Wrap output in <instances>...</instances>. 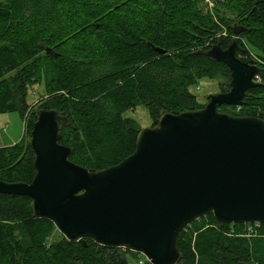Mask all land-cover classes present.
Masks as SVG:
<instances>
[{
    "label": "trees",
    "instance_id": "trees-1",
    "mask_svg": "<svg viewBox=\"0 0 264 264\" xmlns=\"http://www.w3.org/2000/svg\"><path fill=\"white\" fill-rule=\"evenodd\" d=\"M234 26L248 29L245 43L263 63L261 86L247 104L220 112L264 121V0H0V114L23 118L33 86L47 95L20 141L0 147V181L33 179L23 138L38 110L68 117L59 143L71 149V162L97 171L117 165L135 151L140 130L127 111L144 106L155 127L165 113L204 107L192 92L202 79L222 77L226 92L229 70L198 52ZM250 226L203 216L179 233L178 264H264V224ZM54 233L28 198L0 194V264H128V255L138 256L91 239L51 242Z\"/></svg>",
    "mask_w": 264,
    "mask_h": 264
},
{
    "label": "water",
    "instance_id": "water-1",
    "mask_svg": "<svg viewBox=\"0 0 264 264\" xmlns=\"http://www.w3.org/2000/svg\"><path fill=\"white\" fill-rule=\"evenodd\" d=\"M238 35L226 50L219 37L198 52L226 66L228 92L208 96L199 110L163 114L139 130L135 151L117 165L97 171L71 162V149L59 143L68 117L38 110L30 133L35 175L30 183L0 181V194L28 198L33 215L69 242L91 239L150 264H178L179 233L203 216L264 224V121L218 111L242 106L246 92L261 86L256 62L236 56Z\"/></svg>",
    "mask_w": 264,
    "mask_h": 264
},
{
    "label": "rangeland",
    "instance_id": "rangeland-1",
    "mask_svg": "<svg viewBox=\"0 0 264 264\" xmlns=\"http://www.w3.org/2000/svg\"><path fill=\"white\" fill-rule=\"evenodd\" d=\"M250 53L253 56V59L257 60L259 65L263 64L262 61H260L261 59L259 60L257 58L255 52L250 50ZM257 81H260V79ZM223 83H225V80L222 77L202 79L197 83L192 92L196 95L201 104H206L208 96L218 94ZM46 96L41 85L33 86L28 91L27 102L29 108L23 118L15 112L0 114V147L11 146L20 141L23 136L25 120L27 122L32 110H34L39 102ZM124 117L135 120L138 123L140 130L151 127L153 123V120L150 118V115L144 106L127 111L124 114ZM23 139L25 140V143L30 144V136L27 133H24ZM61 237L62 234L57 231V233L53 234L52 240L50 241L53 242L54 240H59ZM143 257L145 258V256ZM127 261L128 264H138L136 257H132L131 255L127 256Z\"/></svg>",
    "mask_w": 264,
    "mask_h": 264
},
{
    "label": "flooded vegetation",
    "instance_id": "flooded-vegetation-1",
    "mask_svg": "<svg viewBox=\"0 0 264 264\" xmlns=\"http://www.w3.org/2000/svg\"><path fill=\"white\" fill-rule=\"evenodd\" d=\"M237 31L239 32V35L237 36V39H238V44L240 45V51L237 52L236 56L242 61V62H248L250 60H254L257 64V66L260 68V72L263 70V68L258 64L257 60L253 59V56L251 55L250 53V48L249 46L245 43V40H244V36L248 33V29L244 26H240V28H237L236 26L234 27H231V34H229L228 32H226L225 34H222L221 36H218L217 39L219 37H221V47L223 50H226L228 48V46L231 44L232 40L234 39V32ZM217 42V40H216ZM215 43H212L211 47L216 44ZM241 44L243 45V47L241 46ZM210 47V48H211ZM209 48V49H210ZM208 49V50H209ZM258 75V74H257ZM230 82V81H229ZM255 82L257 83H260L261 84V81H257L255 80ZM229 85V84H228ZM254 89V88H253ZM253 89H250L246 92V96L245 98L243 99V102L247 104V101L252 97V94H251V90ZM229 90V87L228 89L226 90V92H228ZM226 92H219V93H226ZM223 108H227V106H222V107H219L218 110L219 111H222L224 110Z\"/></svg>",
    "mask_w": 264,
    "mask_h": 264
},
{
    "label": "built area",
    "instance_id": "built-area-1",
    "mask_svg": "<svg viewBox=\"0 0 264 264\" xmlns=\"http://www.w3.org/2000/svg\"><path fill=\"white\" fill-rule=\"evenodd\" d=\"M255 80H259L258 79V76H256L255 77ZM236 108H238L239 109V107H236ZM24 124H25V122H24ZM252 225H254V226H250L249 228H248V230H249V232H252V229H254V227L255 228H257L258 226H259V223H254V224H252ZM138 256L136 257V259H137V263L138 264H150L149 263V261H148V259L145 257V258H143V255L142 254H138V253H136Z\"/></svg>",
    "mask_w": 264,
    "mask_h": 264
},
{
    "label": "bare ground",
    "instance_id": "bare-ground-1",
    "mask_svg": "<svg viewBox=\"0 0 264 264\" xmlns=\"http://www.w3.org/2000/svg\"><path fill=\"white\" fill-rule=\"evenodd\" d=\"M63 236V235H62ZM144 258V257H143Z\"/></svg>",
    "mask_w": 264,
    "mask_h": 264
}]
</instances>
